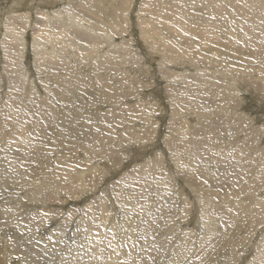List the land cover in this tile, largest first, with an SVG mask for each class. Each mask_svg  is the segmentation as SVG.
Returning <instances> with one entry per match:
<instances>
[{
    "label": "rangeland",
    "instance_id": "rangeland-1",
    "mask_svg": "<svg viewBox=\"0 0 264 264\" xmlns=\"http://www.w3.org/2000/svg\"><path fill=\"white\" fill-rule=\"evenodd\" d=\"M66 6L102 35L117 22L112 43L127 61L107 56L110 39L100 54L74 35L58 47L70 34ZM180 15L194 24L187 37L171 23ZM11 28L25 43L23 55L0 46V264H264V215H253L264 191L246 194L251 169L238 162L251 138L264 156L263 10L240 0H0L1 41ZM154 40L184 65L164 66L172 86ZM8 64L30 77L18 90ZM234 77L243 115L225 91ZM233 124L250 137L233 142ZM155 154L157 175L145 174Z\"/></svg>",
    "mask_w": 264,
    "mask_h": 264
},
{
    "label": "bare ground",
    "instance_id": "bare-ground-1",
    "mask_svg": "<svg viewBox=\"0 0 264 264\" xmlns=\"http://www.w3.org/2000/svg\"><path fill=\"white\" fill-rule=\"evenodd\" d=\"M239 1V0H238ZM240 2H241V4H242V6H243V8H245V9H253V10H263L264 11V0H240ZM185 13H189V11H184ZM129 13V12H128ZM76 13H75V11L74 10H72V6H66V8L64 9V19H66L67 20V22H65V23H67V31H68V33H70V34H65L66 36H63L64 34H62V33H59V35H60V40H62V41H60L58 44H57V46L59 47L60 45H62V42L63 43H65L66 42V38L65 37H68L69 38V36H70V38H72L71 40H73V39H75L74 38V36H78V38H84V39H78L77 38V40H82L83 42H84V44L82 45V47H81V49L82 50H92L93 49V47H94V49L96 48V49H98V47H100V49H98V52H99V54L101 53V50H102V52L103 51H105L106 49L105 48H103V44H104V42H106L107 40H111V43H110V45H109V47H110V49L109 50H111L110 51V54H108L107 56L109 57V55H110V57L111 56H114V55H117V54H122V55H124L122 58H125V56H127L126 55V53L124 52V51H121V50H119V48H118V50L115 48L116 46H114L115 45V43L113 42L112 43V39H113V37L115 36L114 34L116 33V31H117V27H118V23L117 22H114V24L112 25V27H114V29H111V32L109 33V34H105V35H102V34H99L95 29H94V27H92V28H90V27H88V25H86V23H85V19H83L81 16H79V15H75ZM88 16H89V14H88ZM162 17H164V16H162ZM178 17V18H177ZM177 17H175L172 21H171V23H173L172 25H175V28L176 29H178L177 27H179L181 30H182V34L184 35L183 37H187L188 36V34H192L194 31H195V28H193L194 27V24H191V27H187L186 25H184L183 24V22H185V21H187V20H191V18H185V17H189L188 15H180V16H177ZM244 17L245 18H247L248 16L246 15V14H244ZM22 18V17H21ZM89 18V17H88ZM121 18V17H120ZM20 20V19H19ZM193 21V20H192ZM111 22H112V20H111ZM187 24H189V23H187ZM73 25H76V27L77 28H75V27H73ZM124 25V24H123ZM53 26H54V24H52L51 23V28H53ZM48 28V27H47ZM119 28L120 29H123V28H121V26L119 25ZM48 29H50V28H48ZM8 31H9V29H8ZM10 31H11V36H4L5 38L3 39V41H1L0 40V46L2 47V48H4L5 49V47H6V42H9L10 43V46H13L14 48H13V51H14V53L17 55V53L18 52H20L22 55H23V52L22 51H20V49L19 48H17L16 46H17V44H18V41H19V45H21V47L23 48V43H25L24 42V39H22L19 35H20V33L19 32H16V30H14V29H10ZM92 31V32H91ZM158 31V30H157ZM102 33V32H101ZM122 34V33H121ZM176 34H178L179 35V33H176ZM185 34H186V36H185ZM206 34V33H205ZM204 34V35H205ZM74 35V36H73ZM181 36V35H180ZM180 36H178V38L180 37ZM207 36V35H206ZM209 36V35H208ZM151 39H150V41L148 42V44L152 47L153 45H152V43H151V41H152V36H149ZM182 37V40H185V41H188L187 39H185V38H183ZM211 37H212V35H211ZM211 37H209V38H211ZM208 38V39H209ZM213 38V40L214 39H216L217 37L216 36H213L212 37ZM189 39V38H188ZM251 39H254V37L252 36V38ZM109 40V41H110ZM69 41H70V39H69ZM229 41H231V40H229ZM44 42V43H43ZM208 42V41H207ZM38 43L40 44V45H43V44H46V43H48V44H52V42L51 41H43L42 39H39V41H38ZM38 43L37 44H35V51H36V53L38 54V56L39 57H41V58H44V57H46L45 55H47V54H44V53H40V52H38L37 50H38V47H39V45H38ZM79 43V42H78ZM77 44V43H76ZM107 45H108V43H106ZM91 45V46H90ZM93 45V46H92ZM167 45V44H166ZM63 46V45H62ZM0 47V48H1ZM65 47V46H64ZM25 48V47H24ZM255 48V47H254ZM93 49V50H94ZM115 49V50H114ZM170 49V48H169ZM229 50H230V47L228 48ZM75 50H77V49H75ZM79 50V49H78ZM100 50V51H99ZM257 50V49H256ZM154 53H157V54H159V53H161L160 54V56H162V57H164V60H162V62H163V65L160 63V67H161V72H162V76L164 77V78H166V79H168L170 82H172V83H170L171 84V86L172 85H174V81H175V79H174V77L169 73V74H167L166 73V69H171V67L170 66H172V67H174V66H184L183 65V63H182V65H180L181 63H176L177 61V59H176V56L175 57H172V53L170 54V53H167V51H168V49L166 48V46H163V45H161V44H158L157 45V48H156V43H155V40H154V48H153V50H152ZM163 51H165L164 53H163ZM94 52V51H93ZM96 52V51H95ZM106 52V51H105ZM80 53V52H79ZM152 53V52H151ZM14 54V55H15ZM82 54V53H81ZM98 54V55H99ZM7 55V54H6ZM11 53L9 54V56L7 55V56H5V57H8V58H10L11 57ZM83 55V54H82ZM91 55V54H90ZM94 55V54H93ZM96 55V54H95ZM130 56V55H129ZM38 57V58H39ZM50 58H48L50 61H52L53 62V60L55 59V57H53V56H49ZM97 57V56H96ZM23 58V57H22ZM105 58V57H104ZM115 59H116V57H114ZM19 59V58H18ZM47 59V60H48ZM101 59H103V57L101 58ZM112 59H113V57H112ZM114 59V60H115ZM111 60V59H110ZM40 61V60H39ZM54 61H56V60H54ZM127 61V59L125 58L124 60H123V63L124 62H126ZM110 62V61H109ZM38 63V62H37ZM40 63V62H39ZM53 63H55V62H53ZM168 63H170L169 65L170 66H168L169 68H165L164 66L166 65V64H168ZM106 64V63H105ZM9 65V64H8ZM17 65V64H16ZM16 65H9V67H10V71H12V75L9 77V83H10V89L12 90H16L18 87H17V85L18 84H20V82L21 81H24L25 82V80L27 79H30V77H29V75L27 74H24L23 73V70L19 67V66H16ZM108 65V64H107ZM44 66V65H43ZM100 68V67H99ZM41 69V68H40ZM116 69V68H115ZM6 70V71H5ZM7 70H9V69H7V67H4V71H5V73L7 72ZM126 70V69H125ZM9 71V72H10ZM212 72V71H211ZM206 73V72H205ZM197 75H198V77H204V76H207V74H204L203 73V71L201 70V69H199L198 70V72H197ZM2 76V72L0 71V77ZM27 77V78H26ZM227 77V76H226ZM1 79L2 78H0V81H1ZM25 79V80H24ZM193 80L195 79L194 77L192 78ZM217 79V78H216ZM215 79V80H216ZM225 79V78H224ZM238 79H241V78H237V79H235V77H234V79H230L231 81H233V82H229L230 83V85H232L233 87H227V90H226V87H225V91H226V93L227 94H229V93H233V100H232V98L230 97V96H228L227 95V98H229L228 100H230V102H232L233 103V105H235V110L237 111V113L238 114H242V113H240L239 112V109H238V100H237V97H238V91L236 90V88H235V86H237V82L239 81ZM217 80H219V79H217ZM238 80V81H237ZM3 81V80H2ZM219 82V81H218ZM26 83H27V81H26ZM216 83V82H215ZM22 86V85H21ZM23 86H24V84H23ZM9 87V86H8ZM221 87V86H220ZM23 88V87H22ZM170 89V88H169ZM262 89H264V88H262ZM18 90V89H17ZM14 92V91H13ZM19 92V91H18ZM169 93H172L171 95H173V89H172V92H169ZM229 95H231V94H229ZM21 96V95H20ZM13 97H14V95H13ZM173 97V96H172ZM12 103H13V101H12ZM15 104V103H14ZM11 109V108H10ZM229 110V109H228ZM6 112H7V110H6ZM224 113V112H223ZM227 113V112H226ZM243 115V114H242ZM242 115H240V118H239V120H243L244 118H243V116ZM219 116V115H218ZM220 118V117H219ZM218 118V119H219ZM144 120H145V122L148 120V119H146V117H144ZM234 124L236 125V126H239V125H241V124H239L238 122L236 123V120H234ZM234 124L232 125V127H231V130H228V132H230V134L234 137V139H235V141H233V142H235L236 144L237 143H241L242 141H245L244 139L245 138H249L250 137V135H249V132H245V131H242V130H237V128L235 127L234 128ZM152 130V129H151ZM248 130H253V127L252 128H250V129H248ZM145 133H142L141 132V135L143 134L144 135V137L146 136V138L145 139H147V138H149V134L150 133H152L151 131H150V129H146L145 131H144ZM249 136V137H248ZM189 139H190V137H189ZM253 139L254 138H251V139H249L244 145H242V148H244V150H243V154H242V159H240L238 162H241L242 164H246V163H248L249 165H248V167L251 169V173H249V178H248V184L250 185V188L248 189V191L246 192V194L248 195V194H250L249 196H252V192H254L255 191V193L257 192H259V191H264V156L262 155L260 158L258 157L259 156V154L257 155V153L255 152L258 148L257 147H254V144H255V141H253ZM148 141V140H147ZM186 142H188V140H185ZM167 144H168V146L169 147H171V148H173V149H177L178 151H179V146L180 145H182L183 144V147H187V145H186V143L185 142H176V141H172V140H170L169 139V141L167 142ZM227 147H225V149H226ZM237 153L238 152H240V151H238V150H235ZM258 151V150H257ZM251 154L253 155V159L251 160L250 158H251ZM162 156H160L159 154H155L152 158H151V162L153 163V167L155 168L154 169V172L153 173H151L152 172V170L149 168L148 170L147 169H144L145 167H143V168H141V171L142 172H144L145 174H147V173H149V174H152V175H157V173H155V170H157V158H159V160H161L162 158H161ZM230 157L231 158H234V154H231L230 155ZM255 157H258V160L259 161H257V163H259V164H257L256 162H255V160H254V158ZM173 159V158H172ZM158 160V161H159ZM163 160V159H162ZM260 162H261V164H260ZM263 162V163H262ZM159 164V163H158ZM243 166V165H242ZM152 167V168H153ZM82 181V180H81ZM159 182H163V180H161V179H159ZM85 185V184H84ZM202 190V189H201ZM254 196V195H253ZM200 197V200H202V201H204V202H206V200H204V199H201V195L199 196ZM231 198V197H230ZM258 199H260V198H258ZM230 200H232V199H230ZM108 202H109V200H108ZM103 212L104 213H106L107 212V210H109V208H108V205L105 203V200H103ZM110 203V202H109ZM208 206H209V204L208 203H206ZM230 204H232V203H230ZM212 205V202H211V197H210V206ZM102 206V205H101ZM109 207H110V205H109ZM186 208V207H185ZM212 208H214V206L212 207ZM221 208L223 209V207H222V205H220V203H217L216 205H215V215L216 216H219L220 215V213H219V211H221ZM205 209V208H204ZM202 210V209H201ZM207 211V210H206ZM251 212H253L252 210H250ZM232 212V211H231ZM108 213V212H107ZM254 213L256 214V216L254 215ZM253 215H254V219L255 220H257L256 218L257 217H259V219L260 218H262V216L264 215V211L262 210V211H260V213L258 214L257 212H253ZM251 216V215H250ZM253 218L251 217V219L253 220ZM210 220V219H209ZM251 222V221H250ZM254 223V222H253ZM214 225H215V223H214ZM254 225V224H253ZM252 225V226H253ZM251 230V229H250ZM91 236V235H90ZM92 238V237H91ZM249 238V237H248ZM97 240V239H96ZM107 241V240H106ZM118 243V242H117ZM104 246V245H103ZM102 247V246H101ZM259 247V246H258ZM104 249V248H103ZM98 253H100V252H98Z\"/></svg>",
    "mask_w": 264,
    "mask_h": 264
}]
</instances>
